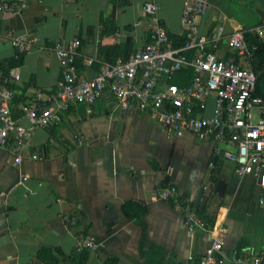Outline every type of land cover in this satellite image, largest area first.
Masks as SVG:
<instances>
[{"label": "crops", "instance_id": "1", "mask_svg": "<svg viewBox=\"0 0 264 264\" xmlns=\"http://www.w3.org/2000/svg\"><path fill=\"white\" fill-rule=\"evenodd\" d=\"M147 1L26 0L21 13H0V62L3 75L10 67L15 70L10 87L18 122L29 128L21 106L38 90L53 92L60 80L52 54L57 42L80 41L77 67L82 78H92L100 66H88L86 59L107 62L117 49L106 53L104 48L121 47L127 38L132 40L130 54L148 42L141 15ZM156 1L169 37L183 38V0ZM197 23L209 37L222 29L214 52L227 59L232 54L226 37L232 30L264 25V0H209ZM17 37L33 39V47L18 55L11 45ZM17 56L20 62L9 65ZM237 63L245 65L240 59ZM42 100L47 106L46 96ZM155 123L133 107L116 108L106 93L91 106L73 103L51 128L33 130L30 151L39 153L40 160L24 154L15 164L11 150L0 149V264H42L36 257L42 248L53 250L58 264H73L76 231L99 243L86 264H104L113 257L116 264H198L211 234L189 230L170 203L157 199L165 178L193 206L205 187L198 208L223 230L221 264H250L252 256H264V188L258 179L237 176L234 164L221 157L210 168L216 146L212 141H198L187 131L169 132ZM158 133L175 137L163 155L152 148ZM214 179L226 184L222 196L214 193ZM63 211L77 218L76 229L64 227Z\"/></svg>", "mask_w": 264, "mask_h": 264}, {"label": "built area", "instance_id": "2", "mask_svg": "<svg viewBox=\"0 0 264 264\" xmlns=\"http://www.w3.org/2000/svg\"><path fill=\"white\" fill-rule=\"evenodd\" d=\"M25 7L26 0H0L1 14H19ZM208 7L209 0H183L180 17L183 43L174 46L161 23L160 4L148 0L141 12L148 42L125 60L117 58L107 63L86 59V65L100 66L92 78H82L77 67L80 41L57 42L52 54L58 60L61 77L53 92L45 94L38 90L21 106L29 128L12 114L14 92L10 86L15 70L8 68L0 81V149H10L15 164L23 161L24 154L30 160H40L39 153L30 151L34 129H49L73 103L91 106L108 93L118 109L133 107L169 132L187 131L198 141H212L216 146L210 168L216 159L224 158L234 164L237 176L251 175L264 188V98L257 93L258 75L251 67L258 45L246 38L251 34L264 43V25L249 31L235 29L226 37L227 49L245 63L241 65L214 52L222 39L221 28L210 37L200 31L197 20ZM11 45L19 55L28 52L34 40L17 37L11 40ZM174 78H179L181 85L173 83ZM42 96H46L47 106ZM218 143L235 148V153L219 149ZM156 197L170 203L183 216L189 230L210 232L211 243L198 264H221L223 230L215 225L207 229L189 202L180 204L172 188L157 190ZM56 202L60 204L62 200ZM61 221L68 231L77 228V218L70 212L63 211ZM73 235L77 253L98 249L99 243L93 237L79 231ZM250 264H264V256H252Z\"/></svg>", "mask_w": 264, "mask_h": 264}, {"label": "trees", "instance_id": "3", "mask_svg": "<svg viewBox=\"0 0 264 264\" xmlns=\"http://www.w3.org/2000/svg\"><path fill=\"white\" fill-rule=\"evenodd\" d=\"M113 4H121V5H126L127 2L125 1H113ZM249 34L246 35V38L249 42H254L255 44L258 45V51L256 52L255 57L252 59L251 61V67L252 70L258 75V74H264V43H260L255 37H251L248 36ZM170 38L174 41V45L175 46H179L182 44L183 42V38H174L172 36H170ZM131 48H132V40L130 38H127L126 41L124 42L123 46L118 47V46H111L108 48H104V51L106 53L108 52H112V50L117 49V52L114 53L113 57H111V59H109L107 61V63H113L115 61V59L117 57H121L123 60H125L130 52H131ZM110 54V53H109ZM21 57L17 56L16 59H11L8 60V64L9 65H15L18 64L20 62ZM228 60L237 63L238 59L237 57H235L234 55L227 57ZM3 63L0 62V73L3 75L5 73V70L3 68ZM78 64V61H77ZM259 75V76H260ZM262 79V78H261ZM173 83L181 85L179 78H174ZM185 84V82H184ZM183 84V85H184ZM260 86H261V80L257 81V93L264 98V95H262L261 91H260ZM216 163V161H215ZM163 187H170L168 185V180L167 178H165L162 182ZM179 202L181 205H184L186 203H188L187 197L186 196H179ZM191 208L193 210H195L197 212V214L201 217V219L205 222V225L207 227V229H211V227L213 226V221H211L210 219L207 218V216L204 215V211L201 210L200 208H194L193 204H190ZM86 235V234H85ZM89 236V235H87ZM37 259L42 263V264H58V258L54 255L53 250L48 249V248H42L41 250H39L37 252ZM89 257V251H82L77 253L75 259L73 260V264H86L87 260ZM117 263V258L113 257V258H109L106 259L104 264H116Z\"/></svg>", "mask_w": 264, "mask_h": 264}, {"label": "water", "instance_id": "4", "mask_svg": "<svg viewBox=\"0 0 264 264\" xmlns=\"http://www.w3.org/2000/svg\"><path fill=\"white\" fill-rule=\"evenodd\" d=\"M217 147L219 149H221V150L228 151V152H231V153H235V148L230 147V146H228V145H226L224 143H218ZM214 182H215L214 193L217 194L218 196H222L224 191H225L226 184L224 182H222V181H216L215 179H214ZM160 188H162V185L159 186V189ZM156 190H157V187H154L151 192L155 193ZM204 190H205V187L201 186V188L199 190V193L196 196L195 201H194V208H198V205L200 203V200L202 198Z\"/></svg>", "mask_w": 264, "mask_h": 264}, {"label": "rangeland", "instance_id": "5", "mask_svg": "<svg viewBox=\"0 0 264 264\" xmlns=\"http://www.w3.org/2000/svg\"><path fill=\"white\" fill-rule=\"evenodd\" d=\"M259 75L260 74H258V78L259 80H261L260 91L262 95H264V74L262 73L260 76ZM155 125L157 127L160 126L157 123H155ZM155 140H156V143L152 145V148H154L157 151V153H160L161 155H163L164 154L163 151L165 150L164 147H167L168 145L173 144L175 142V137L173 135H166L165 133H161V134L158 133V135L155 136Z\"/></svg>", "mask_w": 264, "mask_h": 264}]
</instances>
